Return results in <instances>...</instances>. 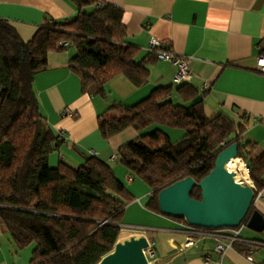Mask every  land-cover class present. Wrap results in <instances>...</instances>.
Masks as SVG:
<instances>
[{"label":"trees","instance_id":"obj_1","mask_svg":"<svg viewBox=\"0 0 264 264\" xmlns=\"http://www.w3.org/2000/svg\"><path fill=\"white\" fill-rule=\"evenodd\" d=\"M67 1L75 15L42 24L28 42L0 18V229L17 251L32 246L30 264H98L118 243L124 209L134 200L112 168L94 156L77 170L61 163L50 167L49 156L60 141L41 115L32 87L34 77L47 69L48 54L74 49L68 68L80 78L82 92L106 98L107 82L123 76L140 88L157 53L171 52L169 44L160 43L138 59L139 52L125 45L121 10L104 0ZM175 92L182 104L171 101V87L157 88L139 103L112 106L98 118L105 140L154 125L184 132L173 142L155 129L117 151L118 163L152 190L149 209L160 213L157 195L174 183L187 177L199 183L233 143L254 188L261 190L264 157L253 160L251 145L232 137L238 127L222 114L205 118L203 101L189 83ZM117 110L119 117L110 115ZM190 197L200 200V189L194 187ZM234 248L246 251L242 244Z\"/></svg>","mask_w":264,"mask_h":264},{"label":"crops","instance_id":"obj_2","mask_svg":"<svg viewBox=\"0 0 264 264\" xmlns=\"http://www.w3.org/2000/svg\"><path fill=\"white\" fill-rule=\"evenodd\" d=\"M104 2L122 11L125 45L139 52L138 59L148 52L151 39L169 44L171 53L189 64L193 74L189 85L203 101L205 118L225 115L238 127L232 137L251 145V158L264 157V76L256 71V59L264 49V0ZM75 13L67 0H0V18L9 22L23 42L30 41L42 24L71 18ZM74 51L49 53L47 69L34 77L32 85L40 113L60 141L49 156L50 167L61 163L77 170L93 156L109 165L134 199L124 209L118 242L145 237L155 253L150 264H264V245L252 255L251 262L245 252L235 248L217 255L213 240L181 252L189 225L149 209L152 190L118 163L117 151L155 129L169 135L168 128L127 129L108 140L99 132L98 118L112 106H133L157 88L171 87V101L182 104L173 85L175 67L161 60L148 64V82L140 88L117 76L106 83V98H102L82 92L80 78L68 68ZM203 85L208 89L202 90ZM68 111L75 117L68 116ZM110 115L119 117L120 113L117 110ZM258 192L264 196V186ZM252 211L264 218V200L254 199ZM246 228L244 223L242 239L264 243V231L247 233ZM24 250L17 251L9 235L0 229V264H30L32 249L28 257ZM205 256L211 258L210 263L204 262Z\"/></svg>","mask_w":264,"mask_h":264},{"label":"water","instance_id":"obj_3","mask_svg":"<svg viewBox=\"0 0 264 264\" xmlns=\"http://www.w3.org/2000/svg\"><path fill=\"white\" fill-rule=\"evenodd\" d=\"M239 145L233 143L215 160L213 170L197 183L187 177L163 189L157 195L162 215L183 218L191 227L201 229H234L245 223L251 231H264V218L252 211L255 192L249 185L235 180L226 166L238 158ZM194 187L200 189V200L190 197ZM148 248L145 237H131L118 242L113 251L98 264H149L144 250Z\"/></svg>","mask_w":264,"mask_h":264},{"label":"built area","instance_id":"obj_4","mask_svg":"<svg viewBox=\"0 0 264 264\" xmlns=\"http://www.w3.org/2000/svg\"><path fill=\"white\" fill-rule=\"evenodd\" d=\"M62 45L66 46V43H63ZM159 47H160V43L158 41H156L155 39L150 40L149 46H148L149 51H153ZM157 58L158 60L169 62L173 67H175L176 75L173 80V85L179 86L181 84L190 83V81L192 80L193 74L191 73L189 69V64L185 59L181 57H177L171 52H158ZM256 71L259 74L264 76V49L261 51V53L258 55L256 59ZM207 89H208L207 85L202 86V90H207ZM66 114L70 116L71 118L75 117V114L70 111H68ZM61 136L63 137V135ZM221 145L225 146L224 143H222ZM92 155H95V153L92 152ZM235 160L244 165L247 178H248V180H241L237 182L243 185H249L250 187H252V189L255 192L254 199L264 200L263 194L261 192L256 191V189L254 188L253 182L250 180L247 164L243 161V159L239 157ZM243 227H244V223L234 229H222V230L201 229V228H195V227L189 226V235L186 238V241L183 244L180 251L183 252L185 249L194 247L198 243H201L203 241L213 240L216 242L214 245L213 252L221 256L226 250L233 249L235 244H242L246 246V251L244 253L245 258L251 262L253 261L252 255L260 247H262L264 243L260 241H255V240L242 239L240 237V233ZM144 255L149 264L151 263V261L155 260V253L150 243H148V248L144 250ZM204 262L210 263L211 258L209 256H205Z\"/></svg>","mask_w":264,"mask_h":264},{"label":"bare ground","instance_id":"obj_5","mask_svg":"<svg viewBox=\"0 0 264 264\" xmlns=\"http://www.w3.org/2000/svg\"><path fill=\"white\" fill-rule=\"evenodd\" d=\"M226 169L235 175L236 181L248 180L244 165L242 163H239L236 160H230L226 166Z\"/></svg>","mask_w":264,"mask_h":264},{"label":"rangeland","instance_id":"obj_6","mask_svg":"<svg viewBox=\"0 0 264 264\" xmlns=\"http://www.w3.org/2000/svg\"><path fill=\"white\" fill-rule=\"evenodd\" d=\"M75 52V51H74ZM192 129H194V128H192ZM167 131H171L170 132V134L169 135H167L169 138H170V140H172L173 142H176V141H179V140H181L182 139V137L184 136V132L183 131H181V130H177V129H167ZM172 131H174V132H172ZM168 134V133H167ZM175 134V135H174ZM176 134H177V136H176ZM245 230V232H247V233H253L251 230H249L248 228H246V229H244ZM124 238V235L123 236H121V239H123ZM122 242V241H121ZM31 249H32V246H31ZM31 250H30V247L28 248V249H26V250H24V253L27 255V257L28 256H30V252Z\"/></svg>","mask_w":264,"mask_h":264}]
</instances>
